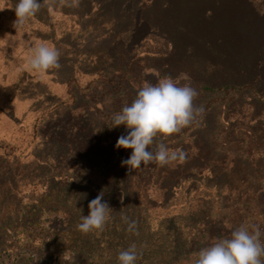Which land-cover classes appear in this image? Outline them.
<instances>
[{"label":"rangeland","instance_id":"1","mask_svg":"<svg viewBox=\"0 0 264 264\" xmlns=\"http://www.w3.org/2000/svg\"><path fill=\"white\" fill-rule=\"evenodd\" d=\"M16 2L0 0V264H118L132 243L136 264H192L242 223L264 242V0H56L14 27ZM39 42L59 69L28 70ZM166 76L204 107L156 138L186 159L130 169L111 117ZM101 191L104 229L79 232Z\"/></svg>","mask_w":264,"mask_h":264},{"label":"clouds","instance_id":"2","mask_svg":"<svg viewBox=\"0 0 264 264\" xmlns=\"http://www.w3.org/2000/svg\"><path fill=\"white\" fill-rule=\"evenodd\" d=\"M56 0H17L14 6L16 20L14 27H22L45 5L51 7ZM63 3V0H60ZM78 2V0H76ZM60 52L55 46L39 42L29 49L26 67L30 71L44 74L49 69H59ZM198 92L189 84L181 85L170 76L160 78L157 83L145 82L138 90L131 104L111 117L112 127L126 126L130 131L121 135L117 149H131L132 154L121 161L130 169L140 168L142 163H156L165 166L184 161L186 152L169 149L164 143H156L157 136H171L192 124L204 112V107L194 104ZM110 103V101H106ZM101 191L89 204V214L81 215L77 230L87 234L93 230L102 231L113 211L107 202H102ZM127 230L138 235L136 221L122 217ZM259 226L241 224L231 232L230 237L219 238L208 247L195 253L192 264H264V242L261 241ZM138 250L135 243L118 253V264H136Z\"/></svg>","mask_w":264,"mask_h":264},{"label":"trees","instance_id":"3","mask_svg":"<svg viewBox=\"0 0 264 264\" xmlns=\"http://www.w3.org/2000/svg\"><path fill=\"white\" fill-rule=\"evenodd\" d=\"M141 11V10H140ZM85 190V189H84ZM57 206H55V207H52V209H55ZM65 216H66V223L68 224V226L67 227H71V225H72V220H73V216H72V211L71 210H67L66 212H65ZM68 235L69 236H71L72 234L69 232L68 233ZM72 241H74V240H72ZM58 241H53L52 243L53 244H56Z\"/></svg>","mask_w":264,"mask_h":264}]
</instances>
